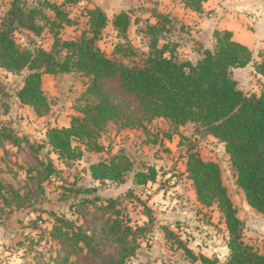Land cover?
Listing matches in <instances>:
<instances>
[{
    "label": "trees",
    "instance_id": "trees-1",
    "mask_svg": "<svg viewBox=\"0 0 264 264\" xmlns=\"http://www.w3.org/2000/svg\"><path fill=\"white\" fill-rule=\"evenodd\" d=\"M78 1L63 0L59 4L44 0L43 6L49 7L57 17L54 19L42 14L46 24L58 28L54 32L52 50L22 47L14 37L15 23L36 34L41 33L45 25L35 21L41 9H25L19 5L18 0H12L6 21L0 24V68L13 74L29 70L16 97L22 104L31 106L38 116H45L52 109V102L43 87L44 74L79 72L92 78L83 96L73 105L78 114L72 116L71 124L50 127L45 143L36 145L27 135H19L7 124L0 127L1 148L7 144L18 148L26 144L36 157L44 148L47 149V159H38L39 166H31L27 170L29 179H37L36 194L45 197L46 182L60 178L61 172L54 163L52 153L65 167L72 168L74 162L83 157L85 150H104L100 135L109 123L113 122L118 129L137 128L152 135L149 125L162 118L173 126L171 132H164L169 137L172 132L180 133V126L192 123L199 128L200 133L212 135L223 142L230 155L237 186L244 192L247 203L264 214V89L260 93H246L231 74L232 68H242L253 63L255 71L264 77V51L258 54L260 60H255L254 52L235 40L232 32L215 30L213 49L199 50L200 58L196 62L179 60L177 43L167 40L165 33L160 37L158 35L165 24L171 22V18L157 14L160 25L147 24L146 33L151 40L148 50L141 52L142 58L136 60L138 49L128 40L119 41L114 54H107L98 46L97 40L109 19L98 7L88 10L89 30L80 39L59 37L60 28L75 23L63 7ZM205 1L182 0L187 8L197 12H203ZM130 24L131 16L127 12L117 14L113 20L121 36H125ZM152 140L157 143L159 138L156 136ZM187 151L184 155L186 169L193 182L197 201L206 208L217 205L223 216L229 235L226 264H264V250H259L244 239L245 222L239 217L224 182L221 165L204 159L193 147L187 148ZM90 170L93 178L100 181L101 185L106 181L125 183L128 173H133L134 184L146 186L149 182H156L160 175V169L156 166L143 164V168L136 167L135 161L124 152L91 164ZM5 191L10 192V196ZM78 192H92L94 195L85 196L76 204L77 209H80L77 214L83 221L78 222L57 212L49 214L54 216L51 237L72 249L66 252L65 259L68 260L70 254L85 247L92 252L96 251L93 239L97 232L86 227L90 216L82 210L84 206L92 204L96 210L103 211L95 214L96 218H105V225L100 228L99 234L115 236L118 242L127 244L118 259L111 264H125L128 257L134 256L141 249V241L148 239L146 235L153 233L156 220L154 210L141 195L137 196L147 219L143 225L134 226L131 218H125L118 197L104 200L95 195V187L83 190L78 188ZM0 197L4 203L16 208L31 207L34 204V201L30 202L31 190L22 192L1 179ZM63 198L69 196L64 195ZM100 202L103 203L98 204ZM163 231L166 240L176 237V232L166 226ZM128 238H132L133 242H127ZM177 243L176 248L182 249L192 262H219L218 258L197 254L180 238Z\"/></svg>",
    "mask_w": 264,
    "mask_h": 264
},
{
    "label": "rangeland",
    "instance_id": "rangeland-1",
    "mask_svg": "<svg viewBox=\"0 0 264 264\" xmlns=\"http://www.w3.org/2000/svg\"><path fill=\"white\" fill-rule=\"evenodd\" d=\"M50 1L58 3L61 0ZM11 2L12 0H0V24L5 23ZM43 2L44 0H18L19 5L25 9L32 7L41 9V14H37L35 21L45 25L41 33L36 34L15 23L13 25L14 37L22 47L53 49L54 32L58 28L56 26L51 28L50 24H46V19L42 18V14L54 19L57 17L49 7L43 6ZM89 9L88 5L78 4L63 7V10L75 23L66 24L60 28L59 37L61 39H80L84 32H88L89 16L87 12ZM170 20L171 22L165 24L163 29L165 32L162 31L158 35L160 37L165 33L170 42L177 43V54L181 60L180 56H184L186 50L184 44L192 40L190 37L192 33H189L188 29L182 32L183 21L180 20L175 23L174 19ZM119 38L124 41L125 39L129 40L134 46L140 43L135 38L130 41V37L128 38L127 35ZM150 38L144 39L142 37L140 45L135 46L138 49V56H135L136 60L142 58L141 52L148 50ZM119 41L120 39H115L114 43L110 44L108 40H105L100 42V45L107 54L113 55L114 48ZM178 45L180 46L179 49ZM193 48L199 51L204 49V46L197 42ZM28 73V69L23 70L20 74L8 73L4 69H0V127L5 124L12 126L19 135H28L34 138L32 141L37 145L46 142L43 138V130L48 126L49 119L53 120L61 107L66 109L75 105L77 99L85 93L92 78L79 72L66 73L56 78L50 77V80L44 82L43 86L48 92L53 111L51 116L39 118L34 112L32 114V109H30L31 112L26 108L24 109V106L20 105L16 98V93ZM237 76L246 93H260L264 89V82L255 75ZM149 126L150 130L154 132L150 138L157 136L161 139L164 132L169 133L173 130V126L166 124L163 119H156ZM117 128L118 126L113 122L109 123L100 135V139L107 143L110 142L116 150L127 148L130 157L136 162L144 159L143 163L147 162L160 169V177L156 186L164 191L160 192L159 198L162 200L163 194L166 193L170 201L164 205L163 203L156 205L159 218L157 223L155 222V227L160 221L165 220L167 211L176 212L184 209L194 211L191 215L186 216V219L176 222L177 224L174 226L176 237L166 240L165 243L160 236H155V229L153 233L146 235L149 240H142L141 249L137 250L134 256L128 257L125 264H203L200 260L196 263L192 262L182 249L176 248L179 238L197 254H203L202 251H204L212 258H218L217 264H226L229 254V249L226 247L229 235L221 212L217 205L206 208L196 207L194 203L190 180L184 171V155L188 152L187 148L189 147L200 152L206 160L212 159L221 165L224 182L238 209L239 216L245 222L244 239L246 242L254 244L259 250H264V214L246 203L244 192L235 182L230 155L226 152L223 142L200 133L199 128L188 123L180 127V134L176 135L175 140L169 141L168 144L175 150L170 151L165 150L162 144L159 147L142 146L139 144V140L133 139L130 135L117 140L114 137ZM179 142L180 145H178ZM51 155L57 169L61 172L59 175L61 180L60 178H52L46 182V195L42 197L36 194L35 183L37 179H29L27 170L31 166H39L38 159H47V149L44 148L37 158L26 144L20 148L9 144L0 147V179L22 192L31 190L32 199L30 202L34 201L31 207L16 208L14 205L4 203L0 197V264H111L118 259L119 253L127 244H121L115 236L99 234L100 228L105 225V218H96L95 214L103 213L102 210H96L92 204L84 206L85 208L82 207V210L87 211L90 216L89 225L86 227L97 232L93 239L96 251L92 252L85 247L83 250H77L70 254L68 260L65 259L66 252L72 249H69V245L61 244L58 239L51 237L54 216L49 214L57 212L70 219H76L78 222L83 221L81 216L77 214L80 209L79 207L77 209L78 205L76 204L85 196H92L93 194H91L92 192L80 194L78 188L83 190L86 186L91 185V188H96L97 193L95 195L99 194L104 200L108 196L117 195L118 199L121 200V208L125 218L126 216L131 218V224L134 226L143 225L142 212L144 207L137 200V196H140L141 192L129 187L120 193V185L113 183H106L101 187L92 186L94 182L88 177L86 168L91 161L98 158L96 154L85 155L80 161L76 160L72 168L65 167L55 154L52 153ZM99 156L100 158L103 157L102 154ZM136 165L137 167L140 166ZM131 176L132 173H128L127 180H130ZM148 193V196H154L153 190ZM5 194L10 196L8 191H5ZM64 195H68L69 198H63ZM142 197L146 202L149 201L143 194ZM101 203L103 202L98 204ZM167 205L168 207L165 209L164 206ZM161 213H165L164 217ZM246 221H248L247 226ZM120 233L122 234L121 231ZM154 239L155 242L152 243L151 241ZM127 242H133L132 238H128Z\"/></svg>",
    "mask_w": 264,
    "mask_h": 264
},
{
    "label": "crops",
    "instance_id": "crops-1",
    "mask_svg": "<svg viewBox=\"0 0 264 264\" xmlns=\"http://www.w3.org/2000/svg\"><path fill=\"white\" fill-rule=\"evenodd\" d=\"M62 2L63 0L59 1L58 3L61 4ZM75 4L88 5L90 9L98 7L106 13L109 19V22H108V25L103 29L101 36L97 40L98 46L105 52L106 50L100 45V42L108 40L110 44L111 43L113 44L115 39H120V41H124L121 38H119L121 37V35H119V31L113 25V20L115 16L121 12H127L131 16V24L125 36L127 35L128 38L130 37V41L134 38L137 39L138 43L139 42L141 43L142 37L144 39H147L149 37V35H147L146 33L148 23H151V24L159 23L160 25V22H158V19L156 16L157 14L168 15L171 19H174L175 23L179 22L180 20L183 21L184 24H182L183 26L181 27V30L182 32H185V29H188L189 33H192V35L190 36L192 37V40H190L189 42H185L184 45H186V47H184V49L186 50L184 52V56H180L181 60H189L192 62H196L200 58L199 52L193 48V45L197 42H199L202 46H204V48L213 49L215 45V39H214L213 33L215 30H228L232 32L233 38L235 40L245 44L254 52V57L256 58V60H259L260 58L258 55L259 52L264 51V0H207L203 3V12H197L190 8H187L182 2V0H80ZM68 5H74V4H66L65 6H68ZM87 29L89 30V25ZM107 34H108V38H107ZM166 39L169 40L168 37H166ZM140 43L135 44V46L138 47ZM179 47L180 46L178 45V49ZM64 74L66 73L57 74V75L44 74L42 77L43 85H44V82L50 80V77L56 78ZM231 74H232V77L238 81V84L242 90L243 88L241 86L240 79L237 75H243L245 77L247 76V74L249 76L255 75L257 76L258 79H261V81L264 82V77L255 71L253 63H250L249 65L242 67V68H232ZM46 93L48 95V92ZM16 98H17V101H19L18 103L24 106V109L26 108L30 112L33 110L31 106L22 104L20 100L18 99V97ZM52 111H53V105H52L51 111L45 116H38L34 112V110L32 111V114L34 112V114L37 117L44 118L47 116L48 117L51 116ZM57 114L58 115L53 120H51V118L49 119L48 126L44 128L43 130L44 139L46 138L47 130L50 127L69 126L71 124L72 116L77 115L78 112L71 105L70 107L66 109L61 107V109H59ZM159 119H162V118H159ZM166 124L168 123L166 122ZM178 134L180 133L172 132L171 137L163 134L161 136V139L159 138L157 143H154L152 138H150L151 135H147L142 129H137V128L118 129L117 128V130H115L114 137L118 140V139H122L123 137L127 135H130L133 139L136 138L137 140H139V144L142 146L151 145L153 147H156V146L159 147V145L162 144L164 145L165 150L175 151L173 148L170 147L168 143L171 140H175V137ZM207 136L217 139L214 136L209 135V134H207ZM28 137L31 140H34V138L32 137L30 136ZM100 142L104 145V150L102 151L85 150L84 155H83L84 157L85 155L96 154V156L98 157L97 159L91 161L86 168L88 177L94 182L92 186L95 185L96 187H101L104 184L101 185L100 181L93 178L91 174V170H90L91 164L109 159L111 156L118 154L120 152H124L128 154L129 156H131L127 148H120L116 150V148L112 146L110 142L107 143V142L102 141L101 139H100ZM178 145H180V142L178 143ZM101 154L103 155V157L100 158L99 155ZM83 157L81 159H83ZM81 159H79V161ZM184 160H185V157H184ZM143 162H144V159L141 160L140 162L135 161V165L138 164L140 165L138 167H141V168H143V164L154 166V165L148 164L147 162L146 163H143ZM184 171L186 172L188 176L187 169H186V162L184 163ZM159 177L160 175L158 176L157 181H159ZM189 180H190V184L192 187V193H193V199H194L195 206L203 207L197 201L192 180L191 179ZM157 181L149 182L146 186H138L134 184V178H133V173H132L130 180L128 179L126 180L125 183H122V184H116V185H120L119 187L120 193L124 192V189L132 187L133 189H136L137 191L141 192V196L142 194L146 196L149 200L147 204L154 210V215L156 217V220H155L156 223L159 218L156 205H158V203H161V204L163 203L164 205V204L169 203L170 201L166 193L163 194L164 196H162V200H160L159 198L160 192H163L164 190L158 189V186H156V184L158 183ZM106 183H111V182L106 181ZM90 186H86V187H90ZM151 190L154 191L153 197L148 196L149 194L148 192H150ZM109 197H117V195L108 196L107 198ZM248 206L250 205L248 204ZM164 207L165 209H167L168 205ZM193 212H194L193 210L190 211L189 209H184L183 211L177 210L176 212L167 211L166 214L161 213L163 217L165 214L166 218L165 220L163 219L162 222L160 221V223L158 221L159 224L156 227H154L155 228L154 234H156L155 236L156 237L160 236L163 242L165 243L166 237L163 231V227L166 226L169 229L174 230V226L177 224L176 223L177 221H182L186 219V216L191 215ZM142 216L144 217L142 220V223H144L147 218L143 212H142ZM247 225H248V221H246V226ZM146 240H149V239H146ZM151 242L154 243L155 239L152 240ZM202 253L212 258L206 252L202 251Z\"/></svg>",
    "mask_w": 264,
    "mask_h": 264
}]
</instances>
